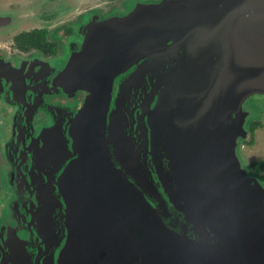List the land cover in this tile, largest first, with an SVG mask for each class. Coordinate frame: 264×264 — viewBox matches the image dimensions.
<instances>
[{
  "label": "water",
  "instance_id": "water-1",
  "mask_svg": "<svg viewBox=\"0 0 264 264\" xmlns=\"http://www.w3.org/2000/svg\"><path fill=\"white\" fill-rule=\"evenodd\" d=\"M78 36L51 87L87 95L51 105L17 161L0 264H264V180L242 156L264 0L138 1Z\"/></svg>",
  "mask_w": 264,
  "mask_h": 264
},
{
  "label": "flooded vegetation",
  "instance_id": "flooded-vegetation-1",
  "mask_svg": "<svg viewBox=\"0 0 264 264\" xmlns=\"http://www.w3.org/2000/svg\"><path fill=\"white\" fill-rule=\"evenodd\" d=\"M138 1L148 0H0V218L13 194L17 161L50 121L49 107L78 110L87 95L52 90L54 62L81 43L78 31L89 19L126 14ZM248 162L257 174L252 165L259 161Z\"/></svg>",
  "mask_w": 264,
  "mask_h": 264
},
{
  "label": "rangeland",
  "instance_id": "rangeland-1",
  "mask_svg": "<svg viewBox=\"0 0 264 264\" xmlns=\"http://www.w3.org/2000/svg\"><path fill=\"white\" fill-rule=\"evenodd\" d=\"M254 107L258 112H261V118L255 120V122L259 123L258 130L255 132V136L249 137V140L254 139V143L250 146H245L242 149V156H246V162L249 164L248 160L251 162L263 161L264 162V100H258L254 103ZM264 171V169H263ZM264 175V173H263ZM4 186L2 183L0 184ZM2 190V189H1ZM4 190H6L4 188ZM1 193V191H0ZM2 205H0V209Z\"/></svg>",
  "mask_w": 264,
  "mask_h": 264
},
{
  "label": "trees",
  "instance_id": "trees-1",
  "mask_svg": "<svg viewBox=\"0 0 264 264\" xmlns=\"http://www.w3.org/2000/svg\"><path fill=\"white\" fill-rule=\"evenodd\" d=\"M259 126V123H257V122H254L253 124H252V130H251V134H252V136L254 135V133H255V131H256V129H257V127ZM254 143V140H251L250 142H247V144L250 146V145H252ZM246 144V143H245ZM253 166V169H254V171L258 174V175H263V169H264V162L263 161H259V162H257L255 165H252Z\"/></svg>",
  "mask_w": 264,
  "mask_h": 264
},
{
  "label": "clouds",
  "instance_id": "clouds-1",
  "mask_svg": "<svg viewBox=\"0 0 264 264\" xmlns=\"http://www.w3.org/2000/svg\"><path fill=\"white\" fill-rule=\"evenodd\" d=\"M254 122H255V121H254ZM254 122H253V123H254ZM251 128H252V127H251ZM251 130H252V129H251ZM249 135H250V134H249ZM248 138H249V136H248ZM248 138H247V140H248ZM247 140H246V142H247ZM246 142H245V143H246ZM245 143L242 144V149L244 148ZM242 153H243V152H242ZM243 156H244V155H243ZM244 159H245V161H246V156H244ZM249 166H250V165H249ZM250 168H251V167H250ZM251 170H252V169H251Z\"/></svg>",
  "mask_w": 264,
  "mask_h": 264
}]
</instances>
